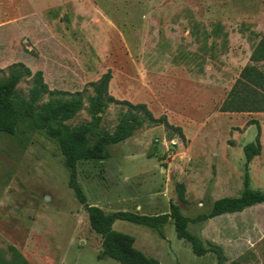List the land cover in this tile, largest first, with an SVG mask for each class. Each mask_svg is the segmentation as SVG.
I'll use <instances>...</instances> for the list:
<instances>
[{"label": "rangeland", "instance_id": "obj_1", "mask_svg": "<svg viewBox=\"0 0 264 264\" xmlns=\"http://www.w3.org/2000/svg\"><path fill=\"white\" fill-rule=\"evenodd\" d=\"M262 36L264 0H0V79L23 63L41 70L57 95L80 93L84 106L65 121L70 126L90 119L88 83L108 69L115 98L145 103L155 117L182 113L185 121L176 123L184 140L163 125L144 126L109 146L108 159L79 161L77 181L87 202L106 213L125 206L167 212L169 199L194 217L241 191L242 146L257 132L252 119L260 122L262 149L249 164L250 186L264 192V113L219 111ZM31 85L23 77L18 93L26 97ZM124 110L110 104L101 126L112 131ZM68 177L58 143L44 129L21 120L15 134L0 133V250L9 257L13 246L30 264H121L98 259L101 237ZM177 182L186 186L185 202L176 197ZM188 228L206 246L221 247L226 264H264V204ZM113 229L163 264L216 262L212 252L196 256L172 221L162 228L165 238L130 221L115 220Z\"/></svg>", "mask_w": 264, "mask_h": 264}, {"label": "trees", "instance_id": "obj_2", "mask_svg": "<svg viewBox=\"0 0 264 264\" xmlns=\"http://www.w3.org/2000/svg\"><path fill=\"white\" fill-rule=\"evenodd\" d=\"M217 30L219 25L215 27V31ZM250 61L252 63L241 68L219 105L220 112L264 113V68L257 65L259 62L264 63V36L254 46ZM23 77L32 78V85L26 97L17 91V85ZM111 77V71L108 69L96 81L88 83L92 89V94L87 97V113L90 119L70 126L65 121L72 119L83 108L82 95H57L58 91L49 89L45 83L41 70L32 72L23 63L14 64L7 75L0 79V133L15 134L20 121L24 120L32 127L44 129L49 137L56 140L69 172L67 185L84 207L91 230L101 237L98 259L108 257L121 264H163L137 249L135 238L113 229V223L115 220H124L141 224L155 229L160 237L165 238L162 228L168 221H172L176 237L188 241L196 256L212 252L216 258L215 264H226L221 247L213 243L206 246L199 235L189 230L188 225L264 204V192L250 186L249 176V164L262 149L260 122L256 119L249 121V125H256L257 132L253 141L242 146L244 174L243 186L238 195L219 197L211 203L207 212L194 217L184 215L179 204L172 200H169L167 212L157 214H140L129 210L106 213L101 207L87 202L86 195L77 181L79 161L108 159L109 146L125 141L144 126L163 125L175 131L182 140L185 138L181 127L169 123L165 115L155 117L145 103H131L111 95L108 91ZM44 95L48 96L46 101H42ZM112 103L125 106V110L119 114L113 130L108 131L101 126V122L105 110ZM175 192L179 201H186V186L183 182L175 183ZM8 251L10 255L5 257L0 250V264H30L13 246L8 247Z\"/></svg>", "mask_w": 264, "mask_h": 264}, {"label": "crops", "instance_id": "obj_3", "mask_svg": "<svg viewBox=\"0 0 264 264\" xmlns=\"http://www.w3.org/2000/svg\"><path fill=\"white\" fill-rule=\"evenodd\" d=\"M168 109V108H167ZM172 112V110L171 109H168L167 110V112H164V114H166V116H167V120H168V122L169 123H171V124H173V125H175V126H177V123L176 122H184L185 121V116L181 113V114H179L178 116V119H175V120H173L172 118H171V113ZM183 112H184V110H183ZM190 121H193L194 122V118L193 117H190V118H188ZM172 121H175V123L174 122H172ZM179 126L181 127V129H184V127L181 125V123L179 124ZM183 134H187V133H183ZM158 195H155V197H154V199H156L157 201H159V202H162L158 197H157ZM168 202H169V199H168ZM133 203V202H132ZM127 204H129V203H127ZM131 204V203H130ZM96 205L97 206H99V207H101L102 208V206L101 205H99L98 203H96ZM131 206H125V207H122V208H120V209H118V210H129V211H132V212H135V210H133V209H131L130 208ZM137 207H140V205L138 204L137 205ZM167 208H169V206L167 207ZM103 209V208H102ZM105 211V210H104ZM116 211V210H115ZM106 212V211H105ZM160 213H162V212H160Z\"/></svg>", "mask_w": 264, "mask_h": 264}]
</instances>
